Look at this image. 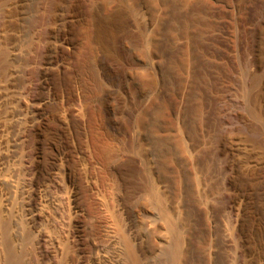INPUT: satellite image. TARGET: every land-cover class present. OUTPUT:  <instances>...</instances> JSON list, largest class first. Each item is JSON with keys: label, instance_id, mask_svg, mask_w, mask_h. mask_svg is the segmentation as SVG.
Listing matches in <instances>:
<instances>
[{"label": "bare ground", "instance_id": "obj_1", "mask_svg": "<svg viewBox=\"0 0 264 264\" xmlns=\"http://www.w3.org/2000/svg\"><path fill=\"white\" fill-rule=\"evenodd\" d=\"M67 1L0 0V227L10 264H20L11 248L19 229L31 238L23 256L36 264H176L179 226L154 170L125 144L122 128L131 116L126 85L142 41L141 3L91 4L76 59ZM78 68L90 106L65 81ZM92 117L97 130L89 127ZM76 121L85 128L82 146L73 139ZM160 211L173 235L165 257L147 247Z\"/></svg>", "mask_w": 264, "mask_h": 264}, {"label": "rangeland", "instance_id": "obj_2", "mask_svg": "<svg viewBox=\"0 0 264 264\" xmlns=\"http://www.w3.org/2000/svg\"><path fill=\"white\" fill-rule=\"evenodd\" d=\"M85 1L68 0L65 6L73 19L76 59L84 50L89 6L99 2ZM262 1L138 0L140 21L149 24L141 22L142 41L129 59L131 116L122 128L125 144L154 170L165 207L179 226L176 264H264ZM65 81L71 93L83 94L82 105L93 103L79 68ZM88 120L97 130L95 117ZM76 122L73 139L82 146L85 128ZM100 139L104 147L113 144L109 137ZM148 237L153 253L165 257L171 250L173 235L161 211ZM30 241L19 229L11 243L20 264L29 261L23 250ZM8 250L0 227V264H10Z\"/></svg>", "mask_w": 264, "mask_h": 264}]
</instances>
